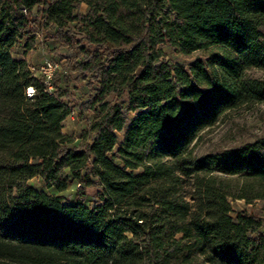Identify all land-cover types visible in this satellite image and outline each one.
<instances>
[{"label":"trees","instance_id":"obj_1","mask_svg":"<svg viewBox=\"0 0 264 264\" xmlns=\"http://www.w3.org/2000/svg\"><path fill=\"white\" fill-rule=\"evenodd\" d=\"M39 26L75 55L52 91L25 58ZM251 70L264 0H0V264H264V217L231 207L264 212V140L192 152L264 103ZM78 81L76 138L62 124Z\"/></svg>","mask_w":264,"mask_h":264},{"label":"rangeland","instance_id":"obj_2","mask_svg":"<svg viewBox=\"0 0 264 264\" xmlns=\"http://www.w3.org/2000/svg\"><path fill=\"white\" fill-rule=\"evenodd\" d=\"M80 11H86V6L82 5ZM41 26L35 30L36 44L32 51H29L25 56L27 64L30 68H39L45 60L55 62L58 65V70L63 65L74 62L75 55L69 51L59 47L56 41H49L48 38L52 34ZM169 58L171 56L167 49H164ZM15 55H21L20 48L17 49ZM182 62H190L191 58L177 57ZM72 74V73H71ZM247 75L252 78L264 80V72L259 70H251ZM61 78L60 73L56 74V80ZM59 85L60 83L56 81ZM69 98L66 99L71 115L63 122L62 132L66 135L79 137L82 130L85 129L87 122L79 119V106L86 101L90 95L83 82L78 81L70 85ZM90 116V115H88ZM119 140L122 139L118 134ZM264 140V103L257 105L243 106L239 109L227 113L220 122L214 127L202 132L196 142L193 144L192 152L195 158H201L208 154H218L224 151L243 147L247 144H259ZM34 188L43 190V185L37 179L30 182ZM88 194H93L95 191L87 189ZM75 195L74 185L60 196H63L67 202H73ZM263 202L255 201L250 205L243 201H231L233 213L239 211H247V213L264 217L262 211Z\"/></svg>","mask_w":264,"mask_h":264},{"label":"built area","instance_id":"obj_3","mask_svg":"<svg viewBox=\"0 0 264 264\" xmlns=\"http://www.w3.org/2000/svg\"><path fill=\"white\" fill-rule=\"evenodd\" d=\"M58 69V65L55 62L45 60L42 65L35 69L30 68V71L38 77H41L43 84L46 86L48 91L53 90V75L54 72ZM32 94V89H28V95Z\"/></svg>","mask_w":264,"mask_h":264}]
</instances>
